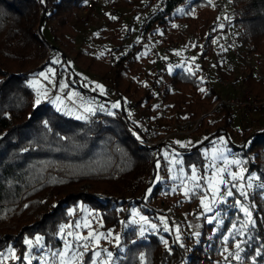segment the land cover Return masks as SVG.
Here are the masks:
<instances>
[{
    "label": "rangeland",
    "instance_id": "1",
    "mask_svg": "<svg viewBox=\"0 0 264 264\" xmlns=\"http://www.w3.org/2000/svg\"><path fill=\"white\" fill-rule=\"evenodd\" d=\"M159 1L119 0L114 11H105L106 8L99 0H94L99 14L97 18L82 22L76 8L70 14L67 27L63 28L56 19L47 18L43 32L48 44L51 43L56 49L52 52L50 63L38 73L28 75L26 79L33 90H43L42 93L39 92L41 97L45 93L52 96L51 101L58 111L80 120H84L86 114L92 118V114L97 111L108 117H115V109L112 107L113 103L105 106L100 99L88 97L87 92H83L77 84L86 90L97 91L100 82L103 88L110 89V94L113 88L114 91L127 90L125 93H128L131 101L136 97L140 98L145 91L148 94L151 91L149 103L145 97L140 104L124 103L129 104L124 107L128 120L130 118L146 136L141 137L140 132L129 127L131 138H139L138 142L146 146L160 144L153 151L156 169L149 195L157 185L160 192L154 197L149 198L148 195L146 198L149 214L143 213L141 205L133 203L122 211L129 213L123 225L104 229L100 213L78 202L68 209L70 219L61 224L71 226L65 227L63 232L59 227V246L46 245L39 234L26 236L31 243L25 245L23 254L20 256L9 244L0 250V264H61V260L68 264L72 261V256L57 255L65 250L66 242L76 245L72 248L75 264H84L88 255V264H117L130 246L129 234L124 235L128 228L136 232V240L148 233H155L164 247L165 242L169 247L173 240L182 245L185 253L190 255L200 243L205 246L201 241L202 231L205 238L214 243V235L220 234L223 221L230 220L231 214H235L233 222L231 220L230 226L224 233L221 232L223 235L214 243L215 251L210 252L207 261L200 264H247L243 259V244L248 239L247 229L254 224V204H261L256 200H263L264 203V185H261L256 171H248V160L242 149L247 135L251 136L264 129V108L254 109L247 105L239 107L241 105L218 102H235L247 95L256 100L264 99V65L260 62L262 56L254 52L248 53L236 41L237 30L232 23L230 0H204L199 6H179L164 25L156 24L147 28L145 20L151 18L150 14H155ZM178 9H184V13H180ZM101 16L106 21L101 20ZM113 16L116 19L110 18ZM209 34L213 35V45L208 46L210 54L201 58L198 51L205 36ZM190 41L199 44L194 57L189 55L192 46ZM117 42L122 43L123 49L118 50ZM47 49L51 53L49 46ZM127 51H131L133 58L129 63L130 67L114 76L113 67L117 59ZM133 62L136 64L134 67ZM165 63L173 70L189 73L202 66L196 73V85L180 88L163 78L159 81V90H149L150 80L157 69L164 74L173 71L165 68ZM196 64L199 66L193 68ZM256 70L260 77L256 76ZM41 72L45 73L47 79L39 75ZM216 74H220L224 81L216 80ZM248 76L250 77L244 81ZM258 78H261L260 81L256 80ZM30 81L33 83L30 84ZM201 88L206 91L201 92ZM65 89L67 90L64 92ZM54 90L59 95L54 94ZM165 90H168L169 97H166ZM80 93L85 98L78 99L76 96ZM119 107L118 105L116 108ZM229 107L232 109L229 110ZM227 111L231 112L229 116L226 115ZM180 125H183L181 131L184 134L179 131ZM191 146L196 148L185 150ZM250 152L251 161L254 151ZM234 160L241 163L234 164ZM258 162L263 168L264 157ZM146 169L147 165L144 167L145 171ZM193 169L196 180L192 179ZM61 173L71 174L67 172V168ZM232 173H236L235 180ZM221 180L224 182L221 183ZM249 184L252 186L248 187ZM70 188H80L84 192L107 191L101 181L91 182L86 179L67 187ZM185 190H191L187 197L184 195ZM49 191L51 189H46L43 193ZM229 191L232 192L231 196L227 195ZM242 192L244 195H241ZM257 192L258 198L255 197ZM201 197L204 198L203 206ZM253 197L255 199L251 200ZM242 208L248 209L250 215H246ZM31 213L24 209L5 227L1 220L0 230L12 231L14 227L9 226L11 223L17 219H27ZM258 214L261 216L260 212ZM2 217L5 221L9 219L6 213ZM77 223L80 227H76ZM89 233L93 235L89 237ZM37 236L41 237L38 244L35 239ZM76 237L89 238L77 240ZM84 245H87V250H84ZM208 249L209 246L206 245V250ZM109 252L111 256L108 255ZM25 253H28L27 260L24 259ZM237 253L240 257L238 260Z\"/></svg>",
    "mask_w": 264,
    "mask_h": 264
},
{
    "label": "trees",
    "instance_id": "2",
    "mask_svg": "<svg viewBox=\"0 0 264 264\" xmlns=\"http://www.w3.org/2000/svg\"><path fill=\"white\" fill-rule=\"evenodd\" d=\"M82 1L43 0L42 3L41 0H0V221H4L2 226L5 227L24 209L27 213L32 212L27 219L11 223L9 226L14 227L12 231L0 230V250L11 244L20 256L26 249V236L39 234L46 245L59 246V227L70 219L68 209L78 202L100 213L104 229L123 225L129 213L122 211L133 203L141 205L143 213L150 212L146 208V198L156 169L153 151L160 144L146 146L138 142L139 138H131L129 127L140 132L141 137L146 136L139 126L130 118L128 120L124 107L115 109V117L97 111L92 118L86 114V118L80 120L58 111L51 97L33 106L34 92L26 81L27 76L38 73L50 63L52 52L56 49L46 41L43 25L49 18L59 21L62 28L67 27L70 14ZM230 1L232 23L237 30L236 41L248 53L262 56L260 62L264 65V0ZM201 2L204 0H160L155 14H150L151 18L145 20V27L164 25L179 6L188 4L194 7ZM212 36H205L199 51L198 43L191 44L189 55L194 57L196 51L201 58L209 55ZM47 44L51 53L47 52ZM132 60L129 52L119 56L113 75L127 70ZM135 65L133 62V67ZM200 68L202 66L193 69L192 73L173 70L164 74L163 78L176 87L186 88L196 85V73ZM155 75L150 80L149 90L160 89V79ZM77 86L83 88L79 84ZM116 91L119 95L128 92ZM165 93L169 97L168 90ZM144 97L149 103L151 91L136 97L132 105L144 102ZM230 114V111L226 112L227 116ZM195 148L191 146L185 150ZM242 150L248 160V171H256L261 185H264V167L258 162L264 157V129L247 135ZM250 151H254L251 161ZM66 168L71 174L61 173ZM85 179L101 181L107 191L67 189L69 185ZM46 189L51 191L43 193ZM159 192L160 187L154 186L149 198ZM258 196L257 192L255 197ZM257 201L261 204H254V224L247 229L248 239L243 244V259L247 264H264V203L263 200ZM4 213L9 218L7 221L2 217ZM234 215H230V220L223 221L220 234L214 235V243L230 226ZM135 234L132 228L125 231L130 246L117 264H200L207 261L210 252L215 251L214 243L205 238L204 231L201 241L205 246L200 243L190 255L173 240L169 247H164L155 233H148L143 240L134 239ZM88 252L90 254L91 251ZM85 259L84 264H88L90 256Z\"/></svg>",
    "mask_w": 264,
    "mask_h": 264
},
{
    "label": "built area",
    "instance_id": "3",
    "mask_svg": "<svg viewBox=\"0 0 264 264\" xmlns=\"http://www.w3.org/2000/svg\"><path fill=\"white\" fill-rule=\"evenodd\" d=\"M103 1V6L108 10V11H114L117 7V0H102ZM96 5L94 0H87V3L85 4L84 1H82L77 9V13H78V18L80 21L82 22H88L90 20H93L95 18H97L99 16L98 14V10L96 9ZM101 20L106 21L105 17L101 16L100 17ZM191 44H193L192 41H190ZM230 44H232V42L230 41ZM156 76L159 79H162L164 76V72L160 69H157L155 72ZM256 76H261L259 71L256 70L255 72ZM216 80H218L219 82L224 81L222 79V77L220 76V74H216L215 76ZM218 103H223L225 105H241L239 107H245L244 105H247L251 108L254 109H259L261 107L264 108V99L263 100H256L254 99V97L247 95L246 97H244L241 100L238 101H228V100H223V101H219ZM183 127V125H180L179 127V131L180 133L184 134L183 131H181V128ZM190 130V129H189ZM178 131V132H179ZM137 226V225H136ZM138 239L142 240L145 239V236H140Z\"/></svg>",
    "mask_w": 264,
    "mask_h": 264
},
{
    "label": "snow or ice",
    "instance_id": "4",
    "mask_svg": "<svg viewBox=\"0 0 264 264\" xmlns=\"http://www.w3.org/2000/svg\"><path fill=\"white\" fill-rule=\"evenodd\" d=\"M41 2L43 3V0H41ZM84 2H85V4H86V3H87V0H84ZM209 2H210V0H209ZM178 11H179L180 13H182V14L184 13V9H178ZM110 18H111V19H116V17H114V16H113V17H110ZM173 27H176V25H173ZM193 59H194V58H193ZM49 71H51V69H49ZM39 75L42 76V77H45V78L47 79V77H46V75H45L44 72H41ZM29 83L32 84L33 82L30 81ZM97 87L103 89V86H102V85H97ZM200 91H201V92H204V91H206V90L203 89V88H201ZM46 95H47V93H45V96H46ZM41 102H42V100H41L40 93L37 92V96H36V99H35V101H34V105H33V106L36 107V106H38ZM53 102H55V101H53ZM117 106H118V105H116V104H113V105H112V107H117ZM89 111H90V109H89ZM221 140H223V137L221 138ZM232 163H234V164H240L241 161H239V160H234V161H232ZM222 171H223V170H222ZM214 175H215V173H214ZM231 175H232L233 180H235V179H236V173H232ZM157 179H159V177H157ZM192 179H193V180H196V179H197V177L195 176V169H193V176H192ZM223 182H224V181L221 180V183H223ZM197 186H198V185H197ZM251 186H252L251 184L248 185V187H251ZM149 191H151V190L149 189ZM190 191H191V190H185L184 195H185L186 197L189 196ZM227 195H228V196H231V195H232V192L229 191V192L227 193ZM241 195H244V193L242 192ZM238 203H239V202H238ZM201 205H202V206L204 205V198H203V197H201ZM26 207H27V206H26ZM206 210L211 211V209H206ZM242 210L245 212L246 215H250L248 209H244V208H242ZM142 219H143V217H142ZM161 220H163V218H161ZM250 223H251V221H250ZM70 226H71V225H61V226H60V231L63 232V230H64L65 227H70ZM76 227H80L79 223L76 224ZM167 230H168L167 227H165V231H167ZM69 235H73V234H72V233H69ZM92 235H93V233H89V237H91ZM194 235H197V236H198L199 233H194ZM89 237H76V239H77V240H79V239H88ZM35 239H36V242H37V244H38V242L40 241L41 237L37 236ZM177 239H179V236L177 237ZM225 239H227V237H226ZM24 243H25V245H30L31 242L28 240V238H25ZM165 246L167 247V242H165ZM73 247H76V245H74V244H69V243L66 242V244H65V250H64V251H60L59 253H57V255H59L60 257L72 256L73 259H72L71 262H68V264H75V255H74V253L72 252V248H73ZM236 247H237V249H239V244H237ZM83 248H84V250H87V245H84ZM80 255L82 256V255H83V252H81ZM95 255H99V253H95ZM108 255L111 256V253L109 252ZM141 257H143V254H141ZM239 258H240V257H239V254L237 253V255H236V259L238 260ZM16 259H19V258L17 257ZM24 259H25V260L28 259V253H25V255H24ZM61 264H66L65 260H61Z\"/></svg>",
    "mask_w": 264,
    "mask_h": 264
},
{
    "label": "crops",
    "instance_id": "5",
    "mask_svg": "<svg viewBox=\"0 0 264 264\" xmlns=\"http://www.w3.org/2000/svg\"><path fill=\"white\" fill-rule=\"evenodd\" d=\"M99 3L101 4V5H103L102 3H103V1L102 0H99ZM119 3V0H117V4ZM77 9H78V7H77ZM105 11H108L107 9H105ZM118 44H120V45H118ZM117 48L119 47V49L118 50H120V49H123L122 48V43L121 42H117V46H116ZM127 52H131V51H127ZM133 52V51H132ZM126 53V52H125ZM124 53V54H125ZM116 65V64H115ZM165 65V68H171V67H169V65L167 64V63H165L164 64ZM115 68V66L113 67V69ZM174 68H171L170 70L172 71ZM111 78V77H110ZM66 79V78H65ZM105 82V81H104ZM106 83V82H105ZM104 83V84H105ZM98 85H101V83L99 82V84ZM106 85H107V83H106ZM79 87V86H78ZM33 90V89H32ZM67 89H65L64 90V92L66 91ZM83 92H87V94L89 93V92H93V94L92 95H90V94H88V97H90V98H92V97H96V98H98V99H100L101 101H102V103H103V105H105V106H109L110 104H116V105H119L120 107H125V106H127V104H124V103H129L130 105L132 104V103H134V100L133 101H131L130 99H129V97H128V93H122L121 95H119V93L117 92V91H114L115 89L113 88V90H112V94H110L111 92H110V89H108V88H106L105 89V87L103 88V89H101V88H98L97 89V91H92V90H86L85 88H82L81 89ZM33 92H34V101H35V99H36V96H37V92H40V93H42L43 92V90H41V89H36V90H33ZM114 92V93H113ZM53 93L54 94H56V95H59V93H58V91H53ZM77 95V94H76ZM41 96V95H40ZM61 96H62V93H61ZM47 97H49V96H44V97H41L42 99H44V98H47ZM52 97V96H51ZM78 99H82V97L83 98H85L81 93L80 94H78L77 96H76ZM41 99V100H42ZM133 99V98H132ZM113 109H116V107H114Z\"/></svg>",
    "mask_w": 264,
    "mask_h": 264
}]
</instances>
